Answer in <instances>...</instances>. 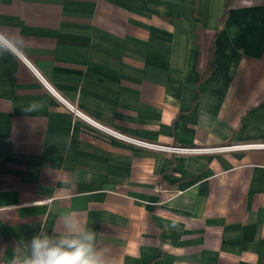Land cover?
<instances>
[{"label": "crops", "instance_id": "0c3cea01", "mask_svg": "<svg viewBox=\"0 0 264 264\" xmlns=\"http://www.w3.org/2000/svg\"><path fill=\"white\" fill-rule=\"evenodd\" d=\"M228 1L0 0V264L70 212L109 264H264V149L87 119L263 144L264 0Z\"/></svg>", "mask_w": 264, "mask_h": 264}, {"label": "clouds", "instance_id": "9594fccd", "mask_svg": "<svg viewBox=\"0 0 264 264\" xmlns=\"http://www.w3.org/2000/svg\"><path fill=\"white\" fill-rule=\"evenodd\" d=\"M26 47L24 37L0 31V57L7 54L30 67ZM43 107L42 102H32L23 110L31 113ZM46 226L42 223L40 232L30 241L17 242L9 264H109V249L98 242L97 233L76 212L62 215L59 228H54L51 235Z\"/></svg>", "mask_w": 264, "mask_h": 264}, {"label": "built area", "instance_id": "2783aa9c", "mask_svg": "<svg viewBox=\"0 0 264 264\" xmlns=\"http://www.w3.org/2000/svg\"><path fill=\"white\" fill-rule=\"evenodd\" d=\"M70 108L75 110L71 105H69ZM75 112L79 115H82L83 117H86L79 111L75 110ZM87 118V117H86ZM91 123L97 127L100 131L103 133L114 137L116 139H120L122 141H126L129 143H132L137 146L145 147V148H150V149H158L162 151H167L175 154H213V153H221L225 151H232V150H246V149H264V143L263 144H249V145H224V146H219V147H183V146H167V145H160L156 143H151L148 141H143L139 140L133 137H129L127 135H124L122 133H119L115 130H112L108 127H105L96 121H93L89 118H87Z\"/></svg>", "mask_w": 264, "mask_h": 264}, {"label": "trees", "instance_id": "16d2710c", "mask_svg": "<svg viewBox=\"0 0 264 264\" xmlns=\"http://www.w3.org/2000/svg\"><path fill=\"white\" fill-rule=\"evenodd\" d=\"M231 3H232V0H229L228 1V7L231 5Z\"/></svg>", "mask_w": 264, "mask_h": 264}]
</instances>
